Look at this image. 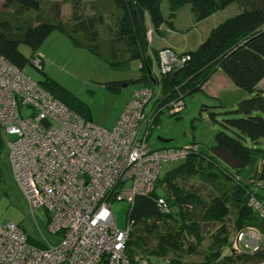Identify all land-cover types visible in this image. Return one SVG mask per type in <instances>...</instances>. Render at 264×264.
I'll return each instance as SVG.
<instances>
[{
	"label": "trees",
	"instance_id": "trees-1",
	"mask_svg": "<svg viewBox=\"0 0 264 264\" xmlns=\"http://www.w3.org/2000/svg\"><path fill=\"white\" fill-rule=\"evenodd\" d=\"M0 1L4 5L23 11L35 12L41 7V0ZM85 1V5H90V8L88 7L90 15H84L81 19L74 16L69 21L72 27L60 21L39 20L33 25L29 22L18 34H12L11 24L0 19V55L24 71L30 59L19 51V44L27 45L32 57L39 52L47 36L57 30L74 46L83 47L110 66L132 60L138 61L142 74L136 81L141 82V86L152 88V84L157 83L159 79L151 74L153 60H157L158 49L150 47L152 35L149 39L148 31L159 32L165 23L172 28L171 21H166L163 17L162 0ZM167 2L169 19H172L181 7L188 5L196 22L205 20L233 4L238 5V8L232 16L211 28L206 38L194 49L179 52L187 57L182 66L168 74H159L162 95L153 108L155 113L149 128L148 140L160 111L156 110L164 109L172 115L179 114L185 107L184 98L192 94H203V85L217 70L225 74L235 87L244 91L247 97L237 101L234 108H227L220 103L213 105L226 108L225 113L235 117L223 119L220 123L221 128L214 132V142L207 145L208 150L202 151L201 143L192 139L188 143L196 144L195 150L180 159L182 161L180 165L163 173V177L161 174L151 194L137 195L133 203L128 204L126 216L127 220L132 221V229L127 242V252L130 257L135 258L138 256L137 249L146 247L148 241H154L155 248L147 254L153 264L157 263L151 256H165L175 248V235L171 230H177L175 233L179 234L193 235L192 237L199 242L200 221L222 222L229 214V206L234 210V230H240L246 225H256L264 230L262 225L264 222L260 221L259 226L249 221L250 218H258L247 205L249 193L254 189V182L264 180V148L256 145L264 138V89L257 86L264 79V0H167ZM105 13H109L113 23L109 26L108 37L104 39L99 34L97 25L100 24L98 17H103ZM41 70L42 68L39 71ZM38 83L53 97L87 119L86 105L74 94L48 77ZM102 84L111 91H118L121 86L115 82ZM171 101L181 102L182 110L171 112L169 105ZM200 110L206 111L209 118L215 121L212 105L203 103ZM1 147L3 146L0 137ZM172 147L178 146L163 145L158 149ZM251 164L254 165V172L250 175L242 174V170ZM196 177L214 184L227 181L231 184V189L207 201L200 200L194 192L184 190L178 183L179 179ZM255 193L259 199H264V189L257 187ZM158 197L165 199L169 208L167 213L161 212L156 206ZM192 205L202 207L199 221L189 220L188 207L192 208ZM174 207L176 211L173 210ZM227 242L226 235L222 239L216 237V250L208 254L202 264H211L218 260L221 255L220 248L226 247ZM261 258H264V250L254 256L226 255L223 262H250ZM165 264L180 263L171 259Z\"/></svg>",
	"mask_w": 264,
	"mask_h": 264
},
{
	"label": "built area",
	"instance_id": "built-area-1",
	"mask_svg": "<svg viewBox=\"0 0 264 264\" xmlns=\"http://www.w3.org/2000/svg\"><path fill=\"white\" fill-rule=\"evenodd\" d=\"M148 34L150 39L151 30ZM186 59L162 47L157 53L158 73L168 74ZM42 62L40 52L30 58L37 70ZM151 97L152 88L135 89L114 127L102 128L0 55V137H13L7 145L13 177L31 208L46 211V229L56 236L53 243L46 239L35 245L17 225H0V264H153L147 255L129 256L132 221L117 228L112 203L131 205L137 195L151 194L161 164L185 158L196 144L150 147L155 111H146V106ZM169 105L171 112L183 108L179 101ZM253 187L247 205L264 222V199L255 193L257 187L264 189V180ZM156 206L163 213L169 211L163 197L156 199ZM262 250L264 230L256 225L234 230L229 237V256H254ZM219 264H264V258Z\"/></svg>",
	"mask_w": 264,
	"mask_h": 264
},
{
	"label": "rangeland",
	"instance_id": "rangeland-1",
	"mask_svg": "<svg viewBox=\"0 0 264 264\" xmlns=\"http://www.w3.org/2000/svg\"><path fill=\"white\" fill-rule=\"evenodd\" d=\"M85 2V0H41L40 9L33 12L18 10L10 5H4L0 1V19L11 24L12 34H18L29 22L33 25L39 20L60 21L72 27V23L69 21L74 16L81 19L84 15H90L88 10L90 5H85ZM237 8L238 5L233 4L216 12L215 15L206 20L196 22L188 5L181 7L175 16L169 19L168 2L162 0L161 11L163 17L166 21H171L172 28L165 23L161 26L159 32L152 33L151 31L152 38L150 42L154 41L153 47L166 42L180 52L194 49L199 42L206 38L211 28L225 18L232 16ZM98 18L100 19V24L97 25L98 31L101 37L105 39L110 33L108 29L113 22L109 18V13H105L103 17ZM55 32L54 34H58L57 31ZM42 46L39 50L44 48L49 54L46 60L44 58L42 70H37L29 62L25 66L24 72L37 82H42L48 77L59 83L86 105L87 119L91 123L106 129L113 128L122 113L119 112L120 108L122 105L125 106L133 91L141 86V82L136 81L142 74L139 62L132 60L117 66H110L83 47L74 46L67 39H64V41L55 40L50 43L47 40ZM18 49L25 57L30 59L32 53L27 45L20 43ZM153 64L151 74L160 79L155 59ZM159 79L157 83L152 84V100L146 106V111L155 108L156 101L161 98ZM104 82L126 85L120 86L118 91H111L102 84ZM184 103L185 107L179 114L172 115L164 109L156 110L160 111L149 137L151 148L158 149L163 145L183 146L195 138L198 141L197 143H201V150L207 151V145L214 142V132L221 128L220 123L223 122V119L235 117L225 113L226 108L213 107L215 104L218 105V102L200 93L188 95L184 98ZM203 103L212 105V110L215 112V121L209 118L206 111L200 110ZM22 114L26 115L27 111H22ZM160 138L170 141L164 143L159 140ZM1 139L3 147L0 148V225L6 223L17 225L25 233L28 241L35 245L45 244L46 239L53 243L56 236L51 235L46 229L48 220L46 211L43 208H36L35 210L31 208L26 196L13 177L7 149V145L13 137L3 135ZM256 145L264 148V138ZM181 163V160L163 162L161 164L162 177L164 176L163 173ZM253 168L254 165L251 164L241 173L250 175L254 172ZM178 183L184 190H190L200 200L206 201L222 192H229L231 189V184L227 181L214 184L198 177L187 180L179 179ZM128 207V203L125 201H114L112 203L113 219L119 229L124 228L126 224ZM201 208L200 205H192V208L188 207L190 221H199L202 213ZM173 210L176 211V208L174 207ZM229 210V214L224 217L222 222L204 223L200 221L198 234L201 240L199 242L192 237L193 235L179 234L175 233L177 230H171L175 235V248L167 252L165 256H151V259L157 264H165L171 259L178 260L180 264H202L205 262L206 256L216 250V237L222 239L226 235L229 240L234 231V210L231 206H229ZM249 221L259 226L261 223L256 218H250ZM155 244L154 241H148L146 247L137 249V254L147 255L151 249L155 248ZM220 251V258L211 264L222 263L223 258L229 255L228 242L226 247L220 248Z\"/></svg>",
	"mask_w": 264,
	"mask_h": 264
},
{
	"label": "crops",
	"instance_id": "crops-1",
	"mask_svg": "<svg viewBox=\"0 0 264 264\" xmlns=\"http://www.w3.org/2000/svg\"><path fill=\"white\" fill-rule=\"evenodd\" d=\"M213 15H215V13L212 14L211 16H209L208 18L212 17ZM208 18H206V19H208ZM55 31H57V30L52 31L47 36V38L43 41L42 45L47 40L49 41V43L53 42L55 40H61V41L63 40L64 41V39H67L69 41V39L63 33H61L60 31H57L58 34H54V33H56ZM153 42L154 41H152L151 44H150V47L152 49L157 50V49H160L162 47H169V48L175 50L176 52H180V51L172 48L171 45L169 43H166V42L158 44L157 47H153ZM42 45H41V47H43ZM39 52L43 55V61H44V58L46 60V58L49 57V54L46 51V49L42 48L41 50H39ZM156 62H157V60H156ZM257 86L260 89H264V79H262L258 83ZM203 90H204V93L202 95L214 99L216 102L220 103L221 105H223V106H225L227 108H234L237 101H239L242 98L247 97V94L244 91L240 90L239 88L235 87L233 85V83L227 78V76L225 74H223L220 70H217L210 77V79L203 85ZM128 101H129V99L127 100V102ZM123 108H124V105H122V107L120 108L119 112H122Z\"/></svg>",
	"mask_w": 264,
	"mask_h": 264
},
{
	"label": "water",
	"instance_id": "water-1",
	"mask_svg": "<svg viewBox=\"0 0 264 264\" xmlns=\"http://www.w3.org/2000/svg\"><path fill=\"white\" fill-rule=\"evenodd\" d=\"M125 85H126V84H123V85H121V86H125ZM160 141H161V142H169L170 140H168V139H161V138H160Z\"/></svg>",
	"mask_w": 264,
	"mask_h": 264
}]
</instances>
